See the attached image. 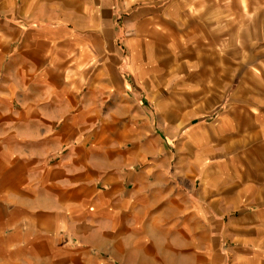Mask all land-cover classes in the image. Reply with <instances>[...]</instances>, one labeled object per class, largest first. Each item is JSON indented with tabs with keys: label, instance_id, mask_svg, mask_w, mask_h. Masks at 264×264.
<instances>
[{
	"label": "crops",
	"instance_id": "crops-1",
	"mask_svg": "<svg viewBox=\"0 0 264 264\" xmlns=\"http://www.w3.org/2000/svg\"><path fill=\"white\" fill-rule=\"evenodd\" d=\"M174 243L264 264V0H0V264Z\"/></svg>",
	"mask_w": 264,
	"mask_h": 264
},
{
	"label": "rangeland",
	"instance_id": "rangeland-1",
	"mask_svg": "<svg viewBox=\"0 0 264 264\" xmlns=\"http://www.w3.org/2000/svg\"><path fill=\"white\" fill-rule=\"evenodd\" d=\"M144 253L147 254L146 256L151 257L152 260H162L166 264H184L186 259H188L189 264H201L197 258L198 251L191 247V245L186 247L185 244L174 243L172 249H156L145 251Z\"/></svg>",
	"mask_w": 264,
	"mask_h": 264
}]
</instances>
